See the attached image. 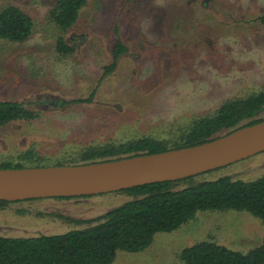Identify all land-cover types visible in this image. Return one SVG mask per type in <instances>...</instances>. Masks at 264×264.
I'll list each match as a JSON object with an SVG mask.
<instances>
[{
	"label": "rangeland",
	"instance_id": "obj_1",
	"mask_svg": "<svg viewBox=\"0 0 264 264\" xmlns=\"http://www.w3.org/2000/svg\"><path fill=\"white\" fill-rule=\"evenodd\" d=\"M55 2L0 0L34 20L27 41L0 39V100L36 114L0 126V164L55 163L146 136L169 140L223 102L264 90V0H87L67 30L50 16ZM59 36L80 45L61 56ZM118 36L128 51L104 76ZM220 175L263 176L264 151L203 177ZM129 198L115 191L13 202L0 208V235L67 232ZM263 239L264 222L246 210L199 211L143 250H118L113 264H184L183 250L200 241L246 253Z\"/></svg>",
	"mask_w": 264,
	"mask_h": 264
},
{
	"label": "trees",
	"instance_id": "obj_2",
	"mask_svg": "<svg viewBox=\"0 0 264 264\" xmlns=\"http://www.w3.org/2000/svg\"><path fill=\"white\" fill-rule=\"evenodd\" d=\"M86 4L87 0H56L49 11L50 16L63 30H67L77 23ZM258 20L264 24V14ZM33 30L34 20L22 8L14 4L0 8V39L25 42ZM77 45H80L79 41H73V38L68 41L59 36L56 51L61 56L71 55ZM127 51L128 47L118 36L112 50L114 60L105 67L104 76L113 71L119 58ZM262 111L264 90L223 102L211 115L201 116L190 125L179 128L169 140L146 136L119 144L86 148L72 158L55 163H42L35 158L30 162L1 163L0 168L91 163L191 146L259 122L264 119L259 117ZM35 117L36 114L21 102L0 100V126L18 120L30 121ZM31 156V152L27 153L26 159H31ZM211 171L120 190L131 198L95 218L82 221L87 223L86 226L67 232L35 236L0 235V264H113L118 250H143L152 243L157 232L175 230L199 211L246 210L264 222V175L254 180L230 175L203 177ZM89 196L92 195L81 197ZM36 199L44 198L27 200ZM20 201L25 200H0V208ZM76 222L81 223L79 220ZM182 258L184 264H264V239L246 253L204 240L186 247Z\"/></svg>",
	"mask_w": 264,
	"mask_h": 264
},
{
	"label": "water",
	"instance_id": "obj_3",
	"mask_svg": "<svg viewBox=\"0 0 264 264\" xmlns=\"http://www.w3.org/2000/svg\"><path fill=\"white\" fill-rule=\"evenodd\" d=\"M264 151V119L203 143L82 164L0 168V200L76 197L179 180Z\"/></svg>",
	"mask_w": 264,
	"mask_h": 264
}]
</instances>
